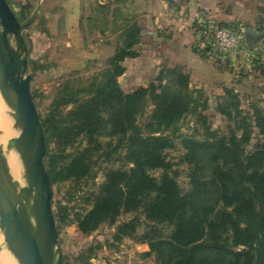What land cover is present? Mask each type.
Wrapping results in <instances>:
<instances>
[{"label":"trees","instance_id":"16d2710c","mask_svg":"<svg viewBox=\"0 0 264 264\" xmlns=\"http://www.w3.org/2000/svg\"><path fill=\"white\" fill-rule=\"evenodd\" d=\"M31 8L30 3L19 7L22 20ZM126 21L121 45L105 60L102 80L89 84L94 89L89 91L91 97L71 111L74 125L58 136L70 144L80 135L97 143L100 127L110 123L111 135L126 140V157L133 166L106 171L92 193L91 207L73 213L77 229L88 233L103 222L116 225V239L126 236L146 243L145 254H153L157 264H264V105L253 103L244 109L239 92L225 87L215 107L227 121L221 132L203 113L207 108L203 90L189 87L190 76L182 66L161 67L145 86L121 84L125 61L140 56L134 46L140 42L141 25ZM38 34L47 38L44 27ZM24 41L29 52L30 39ZM199 51L208 56L206 46ZM262 53L258 50L257 57ZM31 62L36 64L34 59ZM74 95L60 91L54 96L47 116L39 117L45 134L60 107L76 103ZM148 102L151 112L138 124L137 116ZM188 114L195 115L204 133L202 139L179 137L182 161L190 166L188 189L182 190L177 171L165 158L174 140L164 131L176 128ZM255 129L260 138L249 149ZM89 154L87 148L63 162L58 171L48 156L50 183L59 178L80 182L88 177L93 168ZM154 170L161 172L154 176ZM127 213L130 218L118 222Z\"/></svg>","mask_w":264,"mask_h":264},{"label":"rangeland","instance_id":"374dc122","mask_svg":"<svg viewBox=\"0 0 264 264\" xmlns=\"http://www.w3.org/2000/svg\"><path fill=\"white\" fill-rule=\"evenodd\" d=\"M31 6L32 8L26 11V18L35 8L34 4ZM14 11L19 15L20 20L24 19L20 15L19 8H14ZM261 12L263 13V11ZM44 23L45 20L36 16L35 13L23 31L24 38L30 39L31 50L28 52V72L31 73L30 90L31 94H33L32 98L38 115L41 119L47 116L51 102L57 92L66 91L67 93L75 94L76 100V103H68L61 106L56 116L57 119L54 118L55 122L51 128H49L46 134L43 132L46 149L44 157L46 170L48 156L54 159L56 171H58L63 166V162H67L87 148L90 153L88 156L93 164L90 175L83 178L80 182L74 179L59 178L54 183H50L51 206L57 225L62 263L157 264L153 254H145L149 250L146 243L137 242L126 236L116 239L114 236L116 225H109L107 222H103L98 228L88 233H82L77 229L73 213L78 210L84 211L91 207L92 193L97 191L98 185L105 178L106 171L110 168L128 170L132 168L133 164L126 157V140L119 141L117 136L111 135L112 127L110 123H106L100 127L97 143H91L85 136L80 135L70 144L67 141L64 142L58 136L59 133L64 131L65 127L74 125L71 111L78 104L91 97L92 93L89 91L94 89H91L89 84L102 80L101 73L105 64L91 62L85 65H72L65 62L70 61L74 56L71 54L70 49H64V45L54 46L57 40L60 44L63 42L61 38L52 41L50 38L39 36L38 32L44 27ZM227 24H237L245 27L252 25L236 22ZM255 27L259 34L264 33V17L255 24ZM12 43L15 44L13 39ZM258 46L259 51L264 50L262 45ZM32 59L36 61L35 65H32ZM247 73L251 75V72ZM248 74H239L242 77H246L244 82L238 85L241 107L249 109L253 103L263 106L264 89H259L260 85L258 81L255 80V77L250 78ZM147 75L148 80H144L136 86H145L157 74L150 75L149 73ZM233 79L235 80V77ZM93 85L95 86V83ZM203 96L207 101V108L203 113L208 117L209 122H212L214 127H219V131L224 132L227 121L215 109L218 96L217 90H210L207 87L203 90ZM151 109L152 106L148 102L137 116L138 124H142L148 118ZM102 116L106 118L107 114L103 113ZM164 133L170 135L174 140V147L165 150V158L172 164V169L177 171L176 181L180 188L187 190L190 166L182 161L184 150L179 143V137L194 136L202 139L204 133L202 126L195 115L188 114L180 121L176 128L166 130ZM253 134L254 138L248 147L249 149L253 146L256 139L260 138L257 135V129L254 130ZM97 145L99 146L97 147ZM160 172L161 170H154L151 171V174L158 176ZM129 218V213L122 214L118 217V222L128 220Z\"/></svg>","mask_w":264,"mask_h":264},{"label":"crops","instance_id":"0c3cea01","mask_svg":"<svg viewBox=\"0 0 264 264\" xmlns=\"http://www.w3.org/2000/svg\"><path fill=\"white\" fill-rule=\"evenodd\" d=\"M11 8L34 4L36 15L45 20L47 38L57 40L74 56L72 65L105 64L122 43V27L138 21L141 39L134 47L140 56L125 61L126 71L119 77L121 84L133 87L148 75L157 74L163 66H182L190 76L191 89L217 90L225 87L238 91L248 74L264 89V54L250 59L246 54H231L219 62L202 56V23H246L259 35L255 24L264 17V0H7ZM264 33L253 45L264 47ZM245 41V40H244ZM245 43V42H244ZM259 47V46H258ZM264 51V50H263ZM262 51V52H263ZM238 70V71H237ZM237 75H236V74ZM253 74V75H252ZM235 77V80L233 79ZM257 77V78H256Z\"/></svg>","mask_w":264,"mask_h":264},{"label":"water","instance_id":"95a60500","mask_svg":"<svg viewBox=\"0 0 264 264\" xmlns=\"http://www.w3.org/2000/svg\"><path fill=\"white\" fill-rule=\"evenodd\" d=\"M36 11L20 22L7 0H0V96L17 132L8 143L20 153L23 180L20 185L11 180L0 151V230L6 250L18 264H63L44 163V133L30 90L23 37ZM257 37L254 30L244 29L247 46Z\"/></svg>","mask_w":264,"mask_h":264},{"label":"built area","instance_id":"2783aa9c","mask_svg":"<svg viewBox=\"0 0 264 264\" xmlns=\"http://www.w3.org/2000/svg\"><path fill=\"white\" fill-rule=\"evenodd\" d=\"M202 34L203 45L208 48V55L213 60L236 53L246 54L252 60L257 58L258 50L244 43L243 26H223L209 20L202 23Z\"/></svg>","mask_w":264,"mask_h":264},{"label":"bare ground","instance_id":"6f19581e","mask_svg":"<svg viewBox=\"0 0 264 264\" xmlns=\"http://www.w3.org/2000/svg\"><path fill=\"white\" fill-rule=\"evenodd\" d=\"M17 134L9 110L0 96V151L7 165L11 180L22 184V160L19 151L8 140ZM0 264H18L6 250L2 231L0 230Z\"/></svg>","mask_w":264,"mask_h":264},{"label":"flooded vegetation","instance_id":"af4514ba","mask_svg":"<svg viewBox=\"0 0 264 264\" xmlns=\"http://www.w3.org/2000/svg\"><path fill=\"white\" fill-rule=\"evenodd\" d=\"M28 57H29V55H28Z\"/></svg>","mask_w":264,"mask_h":264}]
</instances>
